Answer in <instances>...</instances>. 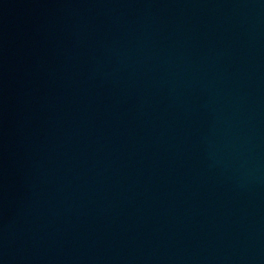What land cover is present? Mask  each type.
<instances>
[{"label":"water","instance_id":"95a60500","mask_svg":"<svg viewBox=\"0 0 264 264\" xmlns=\"http://www.w3.org/2000/svg\"><path fill=\"white\" fill-rule=\"evenodd\" d=\"M0 264H264V0H0Z\"/></svg>","mask_w":264,"mask_h":264}]
</instances>
